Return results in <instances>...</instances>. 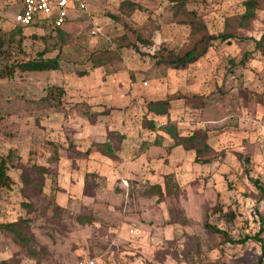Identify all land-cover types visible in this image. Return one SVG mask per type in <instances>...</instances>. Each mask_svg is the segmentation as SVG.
Listing matches in <instances>:
<instances>
[{"label": "rangeland", "instance_id": "rangeland-1", "mask_svg": "<svg viewBox=\"0 0 264 264\" xmlns=\"http://www.w3.org/2000/svg\"><path fill=\"white\" fill-rule=\"evenodd\" d=\"M244 1L86 0L55 28L0 0V264H264V0ZM40 52L60 67H14ZM166 122L216 161L172 154Z\"/></svg>", "mask_w": 264, "mask_h": 264}, {"label": "trees", "instance_id": "trees-1", "mask_svg": "<svg viewBox=\"0 0 264 264\" xmlns=\"http://www.w3.org/2000/svg\"><path fill=\"white\" fill-rule=\"evenodd\" d=\"M245 12L243 17L245 20H249L254 17V9L257 6V0H246L244 1ZM230 35H221V40H225L229 38ZM213 38V37H211ZM215 38V37H214ZM2 47V41L0 42V49ZM205 48L201 50L194 51L188 50L183 56L177 57V62L180 63V66H184L187 62H192L202 56L205 52ZM99 56H94L90 58L93 62V66H101L106 63L108 60L104 57L108 55H104V53L99 52ZM103 58V59H100ZM19 71H46V70H56L60 67L58 57L53 58H45L43 57V52H40L36 58L28 59L26 61L17 62L14 66ZM11 74V73H9ZM9 74L5 71V69H0V77L2 76H9ZM148 111L155 114V115H164L167 114L169 109V100L164 99H157L151 100L147 103ZM155 127L153 122H150V128L153 129ZM156 129L162 130L169 134V136L174 140V145H181L185 150H194L195 156L194 161L200 164L210 163L212 161H216V155L214 150L210 147V145L206 142V134L201 129H195L191 134L188 135H180L178 133L176 125L170 124L168 122L159 125ZM159 140H154L151 142V145H160ZM102 152L107 154L108 156L113 155L112 148L109 143H104V147L101 149ZM8 158L7 156L0 154V189L8 188L11 183L12 179L8 174ZM171 177L170 175L166 176V179ZM157 188H160V185L157 184ZM15 222L6 223L3 226L8 228L11 231H15L14 228ZM206 227L212 231L219 232L225 234L224 231L217 229L209 224H206Z\"/></svg>", "mask_w": 264, "mask_h": 264}, {"label": "built area", "instance_id": "built-area-1", "mask_svg": "<svg viewBox=\"0 0 264 264\" xmlns=\"http://www.w3.org/2000/svg\"><path fill=\"white\" fill-rule=\"evenodd\" d=\"M21 9L15 14V22L26 27L37 20H47L58 28L68 20L71 9L86 10V0H21ZM264 160V155L262 156ZM75 264H97L93 257H80Z\"/></svg>", "mask_w": 264, "mask_h": 264}, {"label": "crops", "instance_id": "crops-1", "mask_svg": "<svg viewBox=\"0 0 264 264\" xmlns=\"http://www.w3.org/2000/svg\"><path fill=\"white\" fill-rule=\"evenodd\" d=\"M21 5H22V2H21ZM20 9H21V6H20ZM19 9V10H20ZM18 10V11H19ZM17 11V12H18ZM16 12V13H17ZM183 151H189V150H185L181 145H174V149H173V151H172V154H176V152H183ZM204 164H207V163H204Z\"/></svg>", "mask_w": 264, "mask_h": 264}]
</instances>
